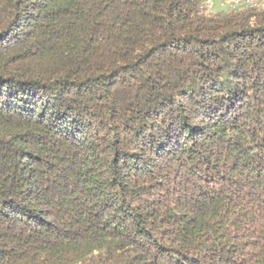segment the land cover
Listing matches in <instances>:
<instances>
[{
    "label": "trees",
    "instance_id": "obj_1",
    "mask_svg": "<svg viewBox=\"0 0 264 264\" xmlns=\"http://www.w3.org/2000/svg\"><path fill=\"white\" fill-rule=\"evenodd\" d=\"M0 264H264V6L0 0Z\"/></svg>",
    "mask_w": 264,
    "mask_h": 264
},
{
    "label": "built area",
    "instance_id": "obj_2",
    "mask_svg": "<svg viewBox=\"0 0 264 264\" xmlns=\"http://www.w3.org/2000/svg\"><path fill=\"white\" fill-rule=\"evenodd\" d=\"M226 5L230 11H237L244 8L261 9L264 0H226Z\"/></svg>",
    "mask_w": 264,
    "mask_h": 264
},
{
    "label": "rangeland",
    "instance_id": "obj_3",
    "mask_svg": "<svg viewBox=\"0 0 264 264\" xmlns=\"http://www.w3.org/2000/svg\"><path fill=\"white\" fill-rule=\"evenodd\" d=\"M208 5L211 12L229 10L226 5V0H208Z\"/></svg>",
    "mask_w": 264,
    "mask_h": 264
}]
</instances>
